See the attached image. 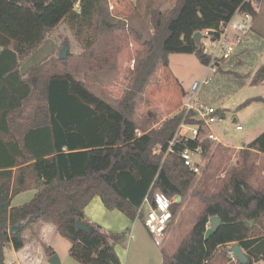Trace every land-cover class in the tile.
<instances>
[{
  "label": "trees",
  "instance_id": "obj_1",
  "mask_svg": "<svg viewBox=\"0 0 264 264\" xmlns=\"http://www.w3.org/2000/svg\"><path fill=\"white\" fill-rule=\"evenodd\" d=\"M251 1L260 0H176L167 15L151 10L153 42L144 45L151 50L156 43L165 68L172 54L194 55L207 67L210 58L193 35L218 30L237 10L254 20L259 14ZM62 23L81 52L63 60L45 58L21 73L20 64ZM133 33L113 20L108 0H0V264H7L4 248L20 251L23 233L38 223L51 225L67 240L69 255L79 264H122L115 247L125 234L88 222L84 210L99 198L107 211L135 220L144 198L155 191L180 197L170 207L173 218L190 193L202 206L174 251L161 245V264H210L219 252L233 262L229 250L220 249L235 244L246 264L264 262V176L250 162L253 153L264 156V131L239 151L240 164L226 180L206 192L180 153L200 147L204 158L211 141L179 137L170 145L181 124H200L190 119L192 113L179 112L139 133L124 106L115 108L90 91L89 73L113 68ZM222 66L215 74H230ZM77 73L85 80H76ZM263 82L264 65L249 85ZM251 102L264 103V98L246 100L237 109ZM220 148L217 144L214 152ZM28 192H33L28 202L12 205ZM211 217L220 220L214 231ZM77 222L85 230H78ZM46 254L55 252L46 248Z\"/></svg>",
  "mask_w": 264,
  "mask_h": 264
},
{
  "label": "rangeland",
  "instance_id": "obj_2",
  "mask_svg": "<svg viewBox=\"0 0 264 264\" xmlns=\"http://www.w3.org/2000/svg\"><path fill=\"white\" fill-rule=\"evenodd\" d=\"M121 2L124 10L119 12L120 20L114 18L113 20L128 27L134 33L128 36L127 44L117 56L113 68L89 73L88 87L96 96L113 107L124 106L129 111L130 118L138 126L139 133H142L158 127L166 118L182 111L187 112L185 103L192 93L193 83L201 82L207 74L208 83H202L195 89L196 102L223 110L224 118L210 127V132L221 143V148L214 152L218 143H211L210 151L201 159L197 179H201L202 187L206 192H213L218 184L226 180L228 172L240 164L239 151L264 131V103L251 102L237 109L246 100L264 98V82L257 86L248 84L254 73L264 65V23L260 26L262 37L251 32L236 53L223 62L222 69L229 70L230 74L220 76L218 73H208L206 66L200 64L194 55L188 54L170 55L169 65L165 68L159 59L156 43L150 50L144 42H153L154 31L150 24V11L159 10L162 15H167L176 0L174 3L172 0H150L149 3L145 1V6L142 0H121ZM138 8L140 14H137ZM263 16L259 18L263 20ZM65 41L69 47L68 54L75 56L81 52L79 44L62 23L22 63L21 72H25L45 58L58 57L59 52L66 46L63 45ZM201 44L206 51L211 52L209 38L204 34ZM234 72L237 75H232ZM75 78L82 81L85 80V75L77 73ZM243 78L244 84L238 86ZM238 126L239 130L236 129ZM189 135L187 133L186 137ZM250 162L258 167V175L263 177L264 156L253 153ZM32 196L33 192L20 194L13 199L12 205H22ZM201 208L199 200L190 193L174 214V220L177 221L167 229L163 248L170 252L177 248L180 240L192 228ZM146 210L145 207L144 211ZM133 221L135 220H130L129 227L122 232L125 234V239L115 247L116 253L119 250L123 252L126 264H157L158 262L161 264L162 248L155 246L141 219L136 220L138 222L135 227ZM50 227L52 229L44 233L40 242L37 233L32 232L33 228L25 231L23 233L25 248L23 255L18 259L14 258L13 252L7 245L4 248L5 262L49 264L46 248L51 247L60 264H79L69 255L70 243L52 226ZM130 233L133 234V238ZM234 261L232 264H236Z\"/></svg>",
  "mask_w": 264,
  "mask_h": 264
},
{
  "label": "built area",
  "instance_id": "obj_3",
  "mask_svg": "<svg viewBox=\"0 0 264 264\" xmlns=\"http://www.w3.org/2000/svg\"><path fill=\"white\" fill-rule=\"evenodd\" d=\"M251 6L255 11H258L259 4L257 2L251 1ZM252 23L253 18L249 13L237 10L232 18L225 25H221L218 30H206L202 32V35L204 34L209 38L211 46L210 53L204 49L210 58V63L207 66L208 73L215 74L218 66L236 53L237 49L251 33ZM214 34H218V38L215 40L212 38ZM208 79L207 74H205L204 81L193 83L192 93L185 103L186 113H192L190 119L200 124H181L170 145L177 138L186 137L187 133L190 135L186 138L198 140L199 142L203 139L210 141L217 140L213 133L210 132V127L212 124L221 122L223 120L222 115H220L217 108L196 102L195 89L202 83L207 84ZM236 129L239 130L240 127H236ZM201 153L202 149L200 147L193 150L185 149L180 153L184 165L195 174H198L200 170ZM176 202V198L168 199L160 191H155L151 198L148 196L144 198L137 211L135 220H138L139 216H142L141 221L157 247H161L165 240L167 228L173 220L170 207ZM145 207L147 208L146 211H144ZM228 257L234 260L233 253L230 250L228 251Z\"/></svg>",
  "mask_w": 264,
  "mask_h": 264
},
{
  "label": "crops",
  "instance_id": "obj_4",
  "mask_svg": "<svg viewBox=\"0 0 264 264\" xmlns=\"http://www.w3.org/2000/svg\"><path fill=\"white\" fill-rule=\"evenodd\" d=\"M145 1L147 3H149L150 0H142V4L145 6ZM153 1V0H151ZM174 3V0H172ZM109 2V7L111 10V17L117 20H120L119 17V12H122L124 10L123 5L121 4V0H108ZM259 4V10L256 11L259 15L257 18H255L253 20L252 23V34L256 33L258 34V36L262 37V28L260 27L261 25H263L264 23V19L261 20L259 17L263 16L264 14V0H260V2H258ZM174 5V4H173ZM77 7V5H76ZM140 7H142L140 5ZM147 7V6H146ZM154 7V6H153ZM173 7V6H172ZM143 9V7H142ZM152 9V8H150ZM149 9V10H150ZM137 14H140V9H137ZM264 17V16H263ZM54 31V30H53ZM52 31V32H53ZM51 34V33H50ZM49 34V35H50ZM48 35V36H49ZM47 36V37H48ZM264 36V35H263ZM261 39V38H260ZM43 44V43H42ZM41 44V45H42ZM1 51V48H0ZM170 57V56H169ZM168 57V59H169ZM23 63V62H22ZM22 65L20 64L19 67V71L21 72L22 69ZM28 69H26L27 71ZM23 73V72H21ZM249 84V83H248ZM222 117L224 118V114L222 115ZM239 127V126H238ZM212 133V132H211ZM214 135V134H213ZM215 136V135H214ZM216 137V136H215ZM217 139V138H216ZM211 143H218L221 144L218 139L216 141H211ZM247 145V144H246ZM178 202V201H177ZM84 215H85V219L90 222V223H95L97 225H99L104 231L106 232H111V233H122L124 231H126V229L129 227V222L130 220H128L123 214H121L118 211H107L101 200L99 198H94L89 204L88 206L85 208L84 210ZM177 219V218H176ZM177 220H172V222L169 224V226L173 223L176 222ZM138 221H133V226L135 227L136 223ZM264 224V222H263ZM51 225L48 224H44V223H38L33 227L32 232H36L37 236H38V242H40L43 239V236L50 231L52 228L50 227ZM258 229H260V225L257 226ZM54 229V228H53ZM45 230V231H44ZM45 233V234H44ZM133 233V232H132ZM131 234V237L133 238V234ZM132 240V239H131ZM232 245H228L224 248H221L220 250H229V247H231ZM7 247V246H6ZM9 250H11L13 253L14 258L18 259L19 257H21L23 254V250L25 248V242H24V247L20 250V251H14L11 247V245H9ZM51 248V247H48ZM52 249V248H51ZM53 250V249H52ZM54 251V250H53ZM55 252V251H54ZM244 253V252H243ZM118 258L120 259L122 264H126L125 260H124V256H123V252L121 250L118 251L117 253ZM48 257V256H47ZM162 263V262H161ZM157 264H160V262H158ZM210 264H232V262H230L229 259L227 258H222L221 256H216L211 262ZM259 264H264V262H261Z\"/></svg>",
  "mask_w": 264,
  "mask_h": 264
},
{
  "label": "water",
  "instance_id": "obj_5",
  "mask_svg": "<svg viewBox=\"0 0 264 264\" xmlns=\"http://www.w3.org/2000/svg\"><path fill=\"white\" fill-rule=\"evenodd\" d=\"M12 1H17V0H12ZM193 39L195 40L196 44L198 45V48L201 49V39H202V33L197 32L193 35ZM69 47L66 45L62 48V50L58 54V59L63 60L67 57ZM177 201H180V197L177 198ZM209 224H210V229L211 231H214L220 224V220L217 217H211L209 219ZM76 228L78 230H85V226L77 222L76 223ZM229 250L233 253L234 260L238 261L240 264H246L248 259L241 250V248L235 244L229 247ZM49 264H60V260L58 257L54 254L49 257Z\"/></svg>",
  "mask_w": 264,
  "mask_h": 264
}]
</instances>
